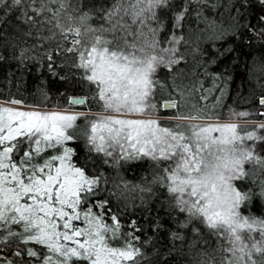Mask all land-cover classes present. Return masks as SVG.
Instances as JSON below:
<instances>
[{"label": "snow or ice", "instance_id": "1", "mask_svg": "<svg viewBox=\"0 0 264 264\" xmlns=\"http://www.w3.org/2000/svg\"><path fill=\"white\" fill-rule=\"evenodd\" d=\"M257 40L264 0H0V64L86 89L0 98V264H264V58L257 112L200 103Z\"/></svg>", "mask_w": 264, "mask_h": 264}, {"label": "trees", "instance_id": "2", "mask_svg": "<svg viewBox=\"0 0 264 264\" xmlns=\"http://www.w3.org/2000/svg\"><path fill=\"white\" fill-rule=\"evenodd\" d=\"M235 57H239V59H235ZM261 58H264V47L261 46L259 40L254 41L253 46L250 48L237 50L235 53L227 55L215 69L220 71L228 67L232 73V79L225 87L223 98L217 104V97L220 95L217 92L209 95L206 101L200 103L219 115L221 121H228L229 110L257 112L259 110L258 96L260 90L247 82L245 64L250 63L253 59L259 60ZM42 81L47 82L43 85L44 90L47 92V98L39 91ZM84 92H86V89L82 90L77 86L69 87L59 80H54L44 70L37 71L35 68L24 70L14 62L0 64V98L22 99L26 105L38 104L41 105L40 108L54 109L50 106L66 105L67 97L79 96ZM191 102L196 103L197 101L194 98ZM213 105H216V107L213 108ZM93 108L95 110V105H93ZM79 109H81V106H73V110ZM167 115H171V112H168ZM250 119L260 121L262 118L253 115ZM146 167V164L133 167L131 171L126 173V178H138L142 174V169ZM173 264H184V259L178 257Z\"/></svg>", "mask_w": 264, "mask_h": 264}, {"label": "rangeland", "instance_id": "3", "mask_svg": "<svg viewBox=\"0 0 264 264\" xmlns=\"http://www.w3.org/2000/svg\"><path fill=\"white\" fill-rule=\"evenodd\" d=\"M8 106H11V105H8ZM37 110H41V111H47V110H55V109H45V108H39ZM81 109L79 110H75V111H80ZM212 122H216V121H212ZM220 122H228V121H220ZM231 122H239V123H243V121H236V120H232Z\"/></svg>", "mask_w": 264, "mask_h": 264}, {"label": "water", "instance_id": "4", "mask_svg": "<svg viewBox=\"0 0 264 264\" xmlns=\"http://www.w3.org/2000/svg\"><path fill=\"white\" fill-rule=\"evenodd\" d=\"M78 107H80V106H78Z\"/></svg>", "mask_w": 264, "mask_h": 264}]
</instances>
